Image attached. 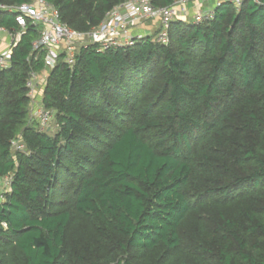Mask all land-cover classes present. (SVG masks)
Returning <instances> with one entry per match:
<instances>
[{
  "label": "trees",
  "instance_id": "16d2710c",
  "mask_svg": "<svg viewBox=\"0 0 264 264\" xmlns=\"http://www.w3.org/2000/svg\"><path fill=\"white\" fill-rule=\"evenodd\" d=\"M124 1L47 0L81 32ZM210 9L167 43L60 55L41 99L53 134L31 114L46 52L27 22L0 69V264H264V0Z\"/></svg>",
  "mask_w": 264,
  "mask_h": 264
},
{
  "label": "built area",
  "instance_id": "2783aa9c",
  "mask_svg": "<svg viewBox=\"0 0 264 264\" xmlns=\"http://www.w3.org/2000/svg\"><path fill=\"white\" fill-rule=\"evenodd\" d=\"M204 1L206 0H174L169 6L158 7L153 5L150 0H126L116 5L98 26L87 32L75 30L62 22L59 10L47 0H31L22 4L0 3V12L12 13L16 25V29L13 31L0 25V41L4 36H8L10 39L7 47L0 50V69L10 66L12 47L25 31L28 21L40 28L38 38L33 42V49L41 47L45 50L44 69L47 67L51 69L55 66L60 55H63V61L67 65L73 66L79 49L88 44H96L98 50L135 44L146 35L145 32H142V28L137 26L141 21L147 19L156 17L162 19L163 27L154 39L167 43L169 23L182 18L188 3L200 5ZM217 1L215 0V2ZM233 1L238 8L242 0ZM212 17L213 11L208 9L204 12L198 11L192 21L202 22ZM38 74L31 71L26 86L31 98V114L37 119L40 129L45 130L46 126L50 124L52 112L44 108L41 100L37 99L35 95Z\"/></svg>",
  "mask_w": 264,
  "mask_h": 264
},
{
  "label": "rangeland",
  "instance_id": "374dc122",
  "mask_svg": "<svg viewBox=\"0 0 264 264\" xmlns=\"http://www.w3.org/2000/svg\"><path fill=\"white\" fill-rule=\"evenodd\" d=\"M214 2H215V0H206V1L202 2L200 5L188 3L186 5L185 13H184V15L181 16L182 17L181 19L191 21L193 16L198 11L204 12V11L210 9L212 7V5L214 4ZM161 20L162 19H160L158 17L153 18V19L143 20V21H141V23L137 27L142 28V32H145L146 34L152 35L153 38H155V36H157L156 34H158V31H160V29L163 27ZM49 70H50V68L47 67V68L43 69V71H41L38 74V77L36 80V86H35V95H36L37 99H39V100L42 99L43 88L45 86ZM38 103L40 104V102H38ZM45 130L49 134H53L56 132L57 125H56V120L53 117V114H52V118L50 119V124L48 126H46ZM8 181H9V179L7 177L6 178H0V197L2 196L1 195L2 192L9 189ZM85 224H86L85 222L80 220L75 226H85Z\"/></svg>",
  "mask_w": 264,
  "mask_h": 264
},
{
  "label": "crops",
  "instance_id": "0c3cea01",
  "mask_svg": "<svg viewBox=\"0 0 264 264\" xmlns=\"http://www.w3.org/2000/svg\"><path fill=\"white\" fill-rule=\"evenodd\" d=\"M9 37L8 36H4L3 38H2V40L0 41V50H2V49H5L6 47H7V44H8V42H9Z\"/></svg>",
  "mask_w": 264,
  "mask_h": 264
}]
</instances>
